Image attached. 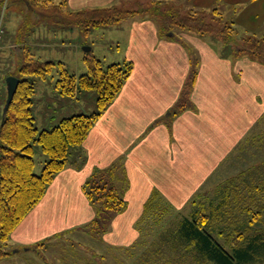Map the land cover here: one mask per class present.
Returning a JSON list of instances; mask_svg holds the SVG:
<instances>
[{
    "label": "crops",
    "instance_id": "1",
    "mask_svg": "<svg viewBox=\"0 0 264 264\" xmlns=\"http://www.w3.org/2000/svg\"><path fill=\"white\" fill-rule=\"evenodd\" d=\"M52 1L63 2L65 12L141 2ZM164 1L182 11L218 8L221 12L222 4H226L225 0ZM228 1L233 12L231 22H264V0ZM25 4L24 0H17L0 11L5 28L0 35V65L3 61L7 65L11 61L8 51L15 59L14 54L12 56V48L17 45L14 29L26 17L28 7ZM18 8L22 11L20 14L16 13ZM129 21L97 29L108 30L111 34L118 32L110 37L116 44L112 49V62L131 60L130 77L95 122L84 143L72 149L66 167L56 175L41 201L12 232L9 248L14 252L0 260V264H17L21 250L32 252L31 244L91 222L97 208L85 193V181L95 168H107L119 159L122 167L118 179L129 180L125 196L128 206L114 214L112 226L103 232L102 238L106 245L125 251L136 249L146 253L161 231L135 226L146 214V204L151 197L157 203L171 202L178 207L187 204L196 193L204 199L213 196L217 202L226 191L217 192L210 187L234 181V175L211 177H216L217 171H227L225 167L227 163H234V155L238 159L241 152L247 151L245 146L248 143L251 146V139L257 135L255 128L264 121V63L249 55L238 56L224 41L194 31L177 32L180 40L163 35L161 22L153 16ZM46 43L45 40L42 45ZM44 59L54 60L51 56ZM194 59L198 62L191 91L195 108L174 116L169 123L157 122L178 99ZM8 66L0 69V111L7 96L4 78ZM87 106L95 110L94 96ZM75 112L81 111L67 106L54 120L46 114L41 123L53 125ZM248 169L249 165L241 171ZM247 182L248 178L242 179V183ZM254 228L264 231V220L257 222ZM219 232L213 233L217 236ZM143 234L151 237L143 238ZM31 259L35 260L33 256Z\"/></svg>",
    "mask_w": 264,
    "mask_h": 264
},
{
    "label": "trees",
    "instance_id": "2",
    "mask_svg": "<svg viewBox=\"0 0 264 264\" xmlns=\"http://www.w3.org/2000/svg\"><path fill=\"white\" fill-rule=\"evenodd\" d=\"M13 1L17 0H0V11L4 9L5 3L12 5ZM24 1L29 10L39 7V13L43 16L54 15V18L62 21L68 17L66 21L79 24L86 33L100 26L117 24L150 8L131 10L108 6L65 12L63 2L56 4L52 0ZM159 1L163 0H152V9L162 16L161 28L163 27L166 36L180 40L174 30L176 27L179 31L190 30L209 38L220 39L217 36L219 35L226 44H237L233 22L225 20L218 8H213L211 12L213 17L217 15L215 21H207L206 15L199 13L202 11L184 12L173 4H168L170 9L163 11L165 1L161 4ZM25 42L27 41L19 37L15 41L17 45L12 48V52L16 50V65L14 69L8 68L4 80L6 82L7 76L15 75L20 81L5 115L3 108L7 96L0 111V260L14 252L9 250L12 232L44 197L56 175L66 167L72 149L84 143L95 122L115 100L133 70L131 60L105 65L103 60L90 50L84 58L87 71L76 74L62 61L43 59L35 55ZM235 47L242 55L247 53L245 55L264 63V36L244 35L238 39ZM197 65V59H194L178 99L165 116L156 120L157 122L165 120L169 123L174 116L195 108L191 91L197 75ZM55 72V87L63 96L79 99L84 93L97 91L95 110L73 113L60 118L49 127L39 128L35 122L37 81L46 79ZM37 147L45 155L40 173L35 172ZM118 165L112 164L104 169L95 168L83 186L89 200L97 208L96 217L90 222L92 227H97L93 228L96 234L108 229L96 226L99 223V214L110 210L111 215H114L128 206L124 194L113 183ZM247 171L249 169L239 172L232 179H246ZM224 187L226 193L220 196L221 200L218 201V198L217 202L213 196L204 199L198 194L197 208L190 211V215L183 217L176 230L167 234H170L171 238L168 241L180 240L187 248L186 251L190 248L196 249L203 257H213L221 264H234V255L241 262L254 259L255 254L264 248V233L254 228L257 222L264 220V180L250 186L249 182L242 183L237 189ZM195 202L196 200L192 201ZM157 204L154 197H151L146 204L145 213L158 208ZM234 222L238 224L235 227ZM234 228L237 233L236 242L233 244L229 237L224 238L223 235L230 236L235 232ZM217 230H220L218 236L213 233ZM245 241L249 242V247L241 245ZM232 249H235L233 253Z\"/></svg>",
    "mask_w": 264,
    "mask_h": 264
},
{
    "label": "rangeland",
    "instance_id": "3",
    "mask_svg": "<svg viewBox=\"0 0 264 264\" xmlns=\"http://www.w3.org/2000/svg\"><path fill=\"white\" fill-rule=\"evenodd\" d=\"M163 1H159L160 4ZM225 2L226 4H222V8L220 9L224 19L231 21L233 19V12L229 7L230 2L228 0H225ZM126 3L119 4L118 7L131 10H139L146 7L150 8L127 19L121 20L120 22H127L130 19L129 22H131L134 20H141L148 16H153L162 23V16L155 13L152 9V0ZM7 4L9 3H6V6ZM168 4L172 3L165 1V5L162 6L163 11H165V9H170ZM212 9L213 8L209 10H199L202 11L199 13L202 15L204 13L207 21H212L211 19L215 21L214 18H217V15H214V17L212 16ZM16 10H19L16 11L17 14L22 12L19 8ZM39 10V7L33 10L27 9L25 11L26 17L24 18V21L20 22L19 26H15L14 29V40L16 41L19 37H22L23 40L27 41L26 43L28 47L35 55L41 56L43 59L46 56H51L54 60L62 61L70 71L75 72L76 74H81L87 71V65L84 60L87 53L84 50V47L86 46H91V52L102 59L105 65L113 61L114 51L112 49L116 44H113L110 37H115L118 32L116 34H111L108 30L94 28L86 33L79 24L66 21L68 20V17H65V21H62L54 18V15L48 14L43 16L42 13H39ZM36 11H38V13ZM63 22H66L67 24H64ZM214 23L217 24L218 22ZM233 24L237 44L238 39L247 35V33H255L257 36H262L264 34V22H233ZM11 27H13V25ZM174 30L178 32L180 29L175 27ZM177 32L176 34L178 35ZM161 33L163 35L165 33L163 27L161 28ZM217 36L222 40L219 35ZM45 40L47 41L46 45H42ZM237 44L231 43V50L240 56L242 53L236 51L235 46ZM8 53L12 63L11 61L8 62V66L5 61H3L0 65V69L5 68L6 66H8L9 69L15 68L16 60L13 59V57H10V51H8ZM13 54H16V50L12 53V56ZM245 54L247 53H244L243 55ZM9 58L7 57L6 59L10 60ZM56 78L57 74L55 72L50 74L46 79H40L37 81L35 94V122L38 127H49L51 124L48 122H46V124L41 123V118L49 115L54 120L67 106H70V109H73L74 111H93L91 106H87L93 96L96 105L97 91L84 93L85 95L82 94L79 99L63 96L55 87ZM263 122L255 128L257 135H255L256 137H253V140L251 139V146H249V143L245 146L247 151L244 150V152H241L238 159H236V155H234V163H227L225 167L227 171H217V178L211 177L212 179L225 178L230 175L235 176L243 168H246V166L249 165V171H247L246 175V178H249V184L260 183V181L264 180ZM151 127L152 126L150 125L148 129ZM44 159L45 155L38 148L35 155L36 173L41 172L44 166ZM113 164H120V166H117V168H119L116 171L113 183H115L124 196H126L128 191L127 181L129 180L123 181L118 179V173L122 167V162L119 159ZM241 185L242 180L236 178L234 181L225 182L218 187H213L212 185L210 189H215L219 192L225 189L224 186H231L237 189ZM198 194L200 193H196L191 200L182 207H178L171 202L159 201L156 205L158 208L152 210L150 213L144 214L135 222L136 227L161 230L156 236V241H153L151 248L148 249L146 253H144V251L139 252L136 249L125 251L114 245H106L105 240L103 241L102 238L104 231L100 232V234H96L93 228L97 227H92L89 222L84 225L64 230L60 235H56V237L54 236L47 238L42 242L31 244L32 252L25 253L21 250V255L16 259L18 262L17 264H221L217 259H213V257H203L196 251V249L190 248L186 251L187 248L184 244L180 243V240L172 239V242L168 241V239L171 240V238L169 237L170 234H167L169 232L172 233L174 229L176 230V228L180 226L183 217L190 215V211L197 208V204L199 203H197ZM193 200H196V202L192 203ZM111 213L112 211L107 210L106 212L105 210L101 215L99 214V223L96 226H100V229L104 230L107 229V227L109 228L112 226L115 215H111ZM237 225L236 222L233 223L234 227ZM234 231L235 232L231 233L230 236L223 235L224 238L229 237L233 244L236 242L235 234L237 233V230L235 229ZM262 232L264 233V231H261V233ZM142 237L149 238L151 236L149 234H143ZM244 243L241 245L249 247V242L245 241ZM234 250L235 249H232V253ZM255 255L256 258L242 262L238 258L236 259V256L234 255L233 262L234 264H264V248L261 252L256 253ZM32 256L36 261L31 259Z\"/></svg>",
    "mask_w": 264,
    "mask_h": 264
},
{
    "label": "water",
    "instance_id": "4",
    "mask_svg": "<svg viewBox=\"0 0 264 264\" xmlns=\"http://www.w3.org/2000/svg\"><path fill=\"white\" fill-rule=\"evenodd\" d=\"M84 50L86 52L90 51L91 50V46H86L84 47ZM19 81L20 79L15 76V75H9L7 76L6 78V85H7V98H6V102H5V105H4V108H3V114L5 115L9 105L11 104L14 96H15V93L18 89V86H19Z\"/></svg>",
    "mask_w": 264,
    "mask_h": 264
},
{
    "label": "built area",
    "instance_id": "5",
    "mask_svg": "<svg viewBox=\"0 0 264 264\" xmlns=\"http://www.w3.org/2000/svg\"><path fill=\"white\" fill-rule=\"evenodd\" d=\"M6 8V3L4 4V9ZM5 31L4 26L2 24V18H0V35Z\"/></svg>",
    "mask_w": 264,
    "mask_h": 264
}]
</instances>
